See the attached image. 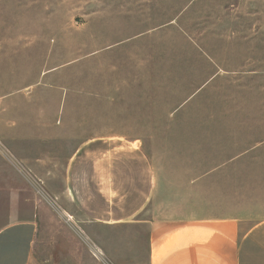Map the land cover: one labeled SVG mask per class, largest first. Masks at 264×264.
Wrapping results in <instances>:
<instances>
[{"label": "rangeland", "instance_id": "374dc122", "mask_svg": "<svg viewBox=\"0 0 264 264\" xmlns=\"http://www.w3.org/2000/svg\"><path fill=\"white\" fill-rule=\"evenodd\" d=\"M80 148L177 169L243 154L235 181L246 203L264 199V0H0V225L42 203L48 258L89 264L95 242L101 262L146 264L144 241L91 224L60 189V162ZM26 155L48 157L55 189H33Z\"/></svg>", "mask_w": 264, "mask_h": 264}, {"label": "crops", "instance_id": "0c3cea01", "mask_svg": "<svg viewBox=\"0 0 264 264\" xmlns=\"http://www.w3.org/2000/svg\"><path fill=\"white\" fill-rule=\"evenodd\" d=\"M8 145L14 144L9 141ZM128 150L116 155L93 148L80 152V148L65 164L60 162L61 174H56L61 178L60 189H68L77 210L91 224L118 227L132 239L144 241L146 264H264V199L255 197L246 203L248 189L235 181L241 177L237 160L245 155L212 167L209 155L186 156L176 159L177 169L162 166L152 154ZM24 157L19 159L31 170L33 189H55L48 185V178L54 177L46 168L48 157L35 158L32 165ZM23 174L27 176L28 170ZM118 179L125 181L124 187ZM260 190L258 194L263 195L264 189ZM27 206L21 217L0 225V264H80L75 256L73 261L54 260L41 252L53 208L35 203L28 216ZM248 208L252 214L246 212ZM67 237L79 249L82 241L72 230ZM98 245H91L94 257H87L89 264L108 262H101L99 255L109 253Z\"/></svg>", "mask_w": 264, "mask_h": 264}]
</instances>
